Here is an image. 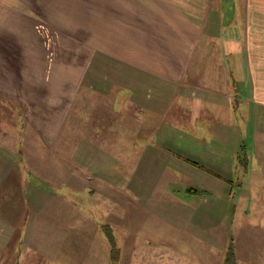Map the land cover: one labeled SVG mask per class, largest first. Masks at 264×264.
Masks as SVG:
<instances>
[{"label": "rangeland", "instance_id": "374dc122", "mask_svg": "<svg viewBox=\"0 0 264 264\" xmlns=\"http://www.w3.org/2000/svg\"><path fill=\"white\" fill-rule=\"evenodd\" d=\"M100 1L0 0V59L4 61L0 68L18 79L28 59H38L45 69L52 64L61 73L74 58L77 75L88 66V55L99 48ZM110 1L114 2L103 0L104 10L112 7ZM216 1L229 4L230 0ZM94 59L89 64L92 73L99 66V58ZM137 77L138 95L150 93L151 80L140 73ZM199 78L193 79L194 84ZM109 80L107 85L131 82L129 73L117 75L119 83ZM12 82L5 85L8 89H0V264H264V209H254L249 195L240 201L239 187L227 195L231 186L214 180L216 172H228L235 181L239 171L235 160L225 154H220L222 169L220 162L217 170L211 158L205 159L212 155L202 150L203 140L196 137L194 113L181 122L176 113L169 115L171 122L165 123L158 113L154 136L147 129L151 123L144 121L146 129L132 139L130 116L114 121L110 112L114 107L107 105L106 113L104 109L93 113L98 126L94 134L99 137H92L89 114L95 101L83 87L76 90L69 118L55 143L32 125L30 108L17 100L19 81ZM106 93L101 99L111 98ZM179 94L172 87V112L177 110ZM154 98L162 102L159 95ZM145 107L155 113L162 108ZM145 107L141 113L147 114ZM249 109L252 117L254 107ZM247 111L245 107V119ZM99 113L103 118H98ZM150 117V112L144 116ZM244 124V136L238 134L229 142L241 138L252 146L254 122ZM80 132L89 136L87 151L68 154V137ZM73 139L83 144L82 137ZM218 139L221 149L237 154L226 147V139ZM91 144L96 145L95 151ZM237 156L246 160L242 154ZM6 162L11 168L4 173ZM260 178L255 174L254 183L250 178L245 189L262 194L264 176Z\"/></svg>", "mask_w": 264, "mask_h": 264}, {"label": "crops", "instance_id": "0c3cea01", "mask_svg": "<svg viewBox=\"0 0 264 264\" xmlns=\"http://www.w3.org/2000/svg\"><path fill=\"white\" fill-rule=\"evenodd\" d=\"M103 4L101 0L99 48L88 55V66L84 65L81 72L75 74L79 65L74 58L61 73L58 67L51 68L52 64L45 69L38 59H28L26 67L20 68L18 79L0 68V89H8L5 85H13L12 80L16 78L19 81L16 87L18 102L30 108L32 125L55 143L69 118L76 90L83 87L91 92L95 101L92 114H89L90 127H94L92 137H99L94 134L98 126H95L97 116L93 113L102 109L106 113L107 105L114 107L110 111L116 117L114 121L123 115L130 116L132 139H136L135 133L138 135L146 129L142 128L145 122L148 126L151 123L147 129L151 128L154 136V124L161 115H164L161 120L165 123L171 122L167 119L169 115L176 113L181 122L194 113V121L198 123L195 125L196 137L203 140L202 150L212 155L205 159L211 158L218 170L219 165L221 169L224 167L220 154H225L227 159L235 160V170L239 171L235 181L229 178L228 172H216L218 178L214 177V180L231 186L227 195L234 194V186L239 187L236 195H241L240 201H245L249 195L247 200H253L254 209L263 210L264 188L262 194L257 193L254 189H245V182L249 183L251 178L254 183L255 174L261 180L264 176V0H230L229 4L223 1L219 4L216 0H114L110 1L112 7L108 6V10L106 7L104 10L106 4ZM226 37L232 39L231 43L224 41ZM35 52L40 54L38 50ZM97 57L98 71L92 73L89 64ZM0 64H4L1 59ZM128 73L130 85H107L109 79L114 83L117 75ZM139 73L151 80V86L147 87L151 92L141 96L135 86ZM208 75H212L210 85L206 83ZM198 77L194 84L193 79ZM172 87L180 93L174 112L170 110ZM106 92L111 98L101 99L108 95ZM190 94L196 98H191ZM155 95H159L162 102L155 99ZM44 98L47 102H43ZM145 106L162 108L161 112L155 113ZM144 107L147 114L141 113ZM245 107H248L246 119ZM252 107L254 115L251 117L252 109L249 108ZM52 109L56 111L52 112ZM149 112L151 117L145 119ZM103 113H99V119L103 118ZM251 120L255 133L252 146H246L241 138L237 143L229 142L238 134L244 136V123ZM110 130L106 131L110 133ZM79 137L83 138V144L78 145L73 139ZM88 138L84 132L68 137V154L85 153L89 147ZM218 138L226 139V147L237 154L233 156L221 149ZM95 147L91 144L90 149L95 151ZM98 149L100 151L101 146ZM238 154L246 160H238ZM8 164L10 162H6L4 173L11 168ZM93 168L97 171L99 165L95 164ZM232 168L226 165V169ZM26 175L28 173L24 171V181ZM89 194L93 195L94 191L90 190Z\"/></svg>", "mask_w": 264, "mask_h": 264}, {"label": "trees", "instance_id": "16d2710c", "mask_svg": "<svg viewBox=\"0 0 264 264\" xmlns=\"http://www.w3.org/2000/svg\"><path fill=\"white\" fill-rule=\"evenodd\" d=\"M193 164L197 165V163H193Z\"/></svg>", "mask_w": 264, "mask_h": 264}]
</instances>
